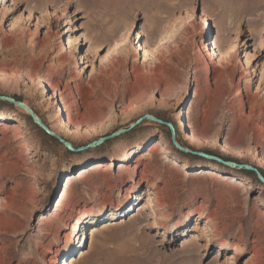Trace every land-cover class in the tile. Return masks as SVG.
Listing matches in <instances>:
<instances>
[{
    "label": "rangeland",
    "instance_id": "obj_1",
    "mask_svg": "<svg viewBox=\"0 0 264 264\" xmlns=\"http://www.w3.org/2000/svg\"><path fill=\"white\" fill-rule=\"evenodd\" d=\"M19 121L0 264H264V184L232 166L264 177V0H0V122Z\"/></svg>",
    "mask_w": 264,
    "mask_h": 264
},
{
    "label": "bare ground",
    "instance_id": "obj_2",
    "mask_svg": "<svg viewBox=\"0 0 264 264\" xmlns=\"http://www.w3.org/2000/svg\"><path fill=\"white\" fill-rule=\"evenodd\" d=\"M97 1V0H96ZM59 34V33H58ZM60 86H57V87H53L52 85H49V88L52 90V91H54V92H56L57 91V89L59 88ZM42 88H44V84H43V82L40 84V86H39V90H33V88H32V86H27V92L28 93H32L33 95H35V96H37V95H39V91H40V89H42ZM88 88H93V85H91L90 84V87L88 86ZM67 89L68 88H65V90H64V93H63V95L66 93V91H67ZM88 95H89V93H88ZM89 97H91V96H89ZM198 97V96H197ZM45 103H49V99H47V100H44L43 102H41V105L42 106H44V104ZM24 104L27 106V107H29V108H32V106H31V104L30 103H28V102H24ZM96 104H98V105H102L103 104V101H102V97L100 98V95H99V97H97V102H96ZM49 106L50 107H52L53 108V104H51V103H49ZM18 108V110L19 111H21L23 114H28V112L27 111H25V109H22L21 107H17ZM48 110H46V112H47ZM192 114V111H190L189 112V115H191ZM60 121V120H59ZM1 125H4V129H3V135H4V140H6L7 139V136L9 135V133H11V132H14L15 134L16 133H19V132H21V129H26V131H27V125H26V123L25 122H23V121H19V122H17L16 124H13V125H7V124H5V123H3V122H0V126ZM112 129V125L111 124H109V125H104V126H102V128H101V134L103 135V134H106L109 130H111ZM57 134L58 133H60V134H62V135H65V136H67V137H72L74 134H75V132L73 131V130H71L70 129V126H69V124H68V122L65 120V119H61V121L58 123V132L57 131H55ZM25 134H28V132H25ZM86 135H87V133H85ZM23 137H25V136H22V138ZM161 148V146H156L153 150H151L150 151V153H149V155H148V157L149 158H154V156H155V154L159 151V149ZM104 168H106V166L105 165H103L102 163H97V164H95L94 165V167L92 168V170H82L81 172H80V174H79V176L76 178V179H74L75 181H76V183L78 184V185H80V183H82L83 181H85V180H87V179H89V177L90 176H93L95 173H99V172H101V170H103ZM112 168V166H109L108 168H107V170H110ZM200 175H203V173H201ZM196 176H197V174H196ZM227 176L226 175H222V174H220V172H216V171H213V172H208V174H207V178L208 179H211V180H217V181H222V180H229L228 178H226ZM142 179L143 180H145L146 181V176L143 174L142 175ZM236 183V182H235ZM75 186V184H74V182H73V180L72 179H68L67 180V182H66V185H65V187H64V191H63V193H62V195H61V198H60V200H59V202H58V212L59 211H61V208L64 206V202L68 199V197H69V193H70V191L72 190V188Z\"/></svg>",
    "mask_w": 264,
    "mask_h": 264
},
{
    "label": "water",
    "instance_id": "obj_3",
    "mask_svg": "<svg viewBox=\"0 0 264 264\" xmlns=\"http://www.w3.org/2000/svg\"><path fill=\"white\" fill-rule=\"evenodd\" d=\"M11 103H13L16 107H21L22 109H25V111L28 112V114L32 117L33 121L39 126L41 127L43 130H45L51 137L59 140L65 147H67L68 149L70 150H74L73 149V146L65 141L64 139H62L61 137H59L57 134H55L54 132H52L48 127H46V125L40 120V118H38L34 111L27 107L24 103H20V102H16L15 100L13 99H10L9 100ZM102 140L100 142H98L97 144L101 143ZM233 167H238V168H243V169H247V170H250V171H253L257 174L259 180L264 184V177L259 173L258 170H256L255 168L251 167V166H247V165H242V166H239V165H232Z\"/></svg>",
    "mask_w": 264,
    "mask_h": 264
}]
</instances>
